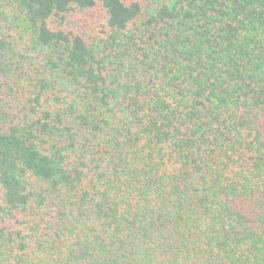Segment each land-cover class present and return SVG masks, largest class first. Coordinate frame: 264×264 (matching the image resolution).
<instances>
[{
	"label": "trees",
	"instance_id": "obj_1",
	"mask_svg": "<svg viewBox=\"0 0 264 264\" xmlns=\"http://www.w3.org/2000/svg\"><path fill=\"white\" fill-rule=\"evenodd\" d=\"M0 264H264V0H0Z\"/></svg>",
	"mask_w": 264,
	"mask_h": 264
},
{
	"label": "rangeland",
	"instance_id": "obj_2",
	"mask_svg": "<svg viewBox=\"0 0 264 264\" xmlns=\"http://www.w3.org/2000/svg\"><path fill=\"white\" fill-rule=\"evenodd\" d=\"M98 6L93 11L72 10L66 17L65 28L80 34L91 43L100 31V23L104 21L103 12Z\"/></svg>",
	"mask_w": 264,
	"mask_h": 264
}]
</instances>
